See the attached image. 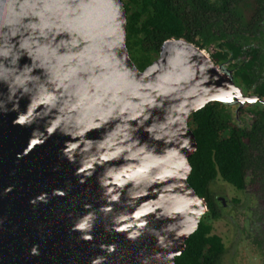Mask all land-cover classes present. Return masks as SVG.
<instances>
[{
    "label": "water",
    "instance_id": "95a60500",
    "mask_svg": "<svg viewBox=\"0 0 264 264\" xmlns=\"http://www.w3.org/2000/svg\"><path fill=\"white\" fill-rule=\"evenodd\" d=\"M123 0H0V264H176L208 210L190 116L263 102L185 38L139 69Z\"/></svg>",
    "mask_w": 264,
    "mask_h": 264
},
{
    "label": "trees",
    "instance_id": "16d2710c",
    "mask_svg": "<svg viewBox=\"0 0 264 264\" xmlns=\"http://www.w3.org/2000/svg\"><path fill=\"white\" fill-rule=\"evenodd\" d=\"M123 1L127 47L139 69L158 57L166 40L185 38L206 49L216 64L228 63L237 85L264 98V0ZM243 105L239 113L248 117L244 125L236 119V106L219 101L207 103L189 118L197 149L190 157L188 181L208 210L176 264H223L225 244L211 224L220 217L210 190L215 180L238 190L249 184L255 200L264 198V103Z\"/></svg>",
    "mask_w": 264,
    "mask_h": 264
},
{
    "label": "rangeland",
    "instance_id": "374dc122",
    "mask_svg": "<svg viewBox=\"0 0 264 264\" xmlns=\"http://www.w3.org/2000/svg\"><path fill=\"white\" fill-rule=\"evenodd\" d=\"M238 115L247 116L244 112ZM236 119L242 124L248 122L240 121L242 118L237 115ZM217 181L227 197L239 202L244 199V194L234 186L220 178ZM253 202L246 208H225L224 217L211 219L212 232L221 236L227 249L225 264H264V198ZM245 205L240 202V206Z\"/></svg>",
    "mask_w": 264,
    "mask_h": 264
},
{
    "label": "flooded vegetation",
    "instance_id": "af4514ba",
    "mask_svg": "<svg viewBox=\"0 0 264 264\" xmlns=\"http://www.w3.org/2000/svg\"><path fill=\"white\" fill-rule=\"evenodd\" d=\"M249 90V89H247ZM250 93V92H249ZM252 94V93H251ZM250 103V102H249ZM256 103V102H255ZM255 103H251V104H255ZM243 106H247V105H243ZM234 112L236 113V115L240 118H242L240 121H248V117L247 116H240L238 115L239 113V109L238 110H234ZM242 124V123H241ZM244 125V124H243ZM220 185H218V181L215 180L211 185H210V190H211V193L213 194L218 206H219V211H220V217H224V209H228V208H231V209H237V208H246V206L249 204H251L252 201H256L255 200V197L252 196V191H253V188L248 184V186L246 187V189L244 190H239L241 191L243 194H244V199L243 200H240L241 204H246L245 206H240V202L239 200H237V198H229L227 197V194L225 190H220ZM238 190V189H237ZM257 198V197H256ZM260 199V197H259ZM253 202V203H254ZM227 251L226 249V246H225V252ZM225 252L223 254V257H222V263L225 264L224 262V256H225Z\"/></svg>",
    "mask_w": 264,
    "mask_h": 264
}]
</instances>
